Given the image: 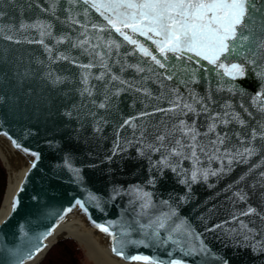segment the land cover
Segmentation results:
<instances>
[{
    "label": "water",
    "instance_id": "95a60500",
    "mask_svg": "<svg viewBox=\"0 0 264 264\" xmlns=\"http://www.w3.org/2000/svg\"><path fill=\"white\" fill-rule=\"evenodd\" d=\"M52 6L53 0H0V13H3L0 15V142L17 161L16 181L4 202L5 190L0 207L3 209L0 264H38L59 240L74 239L65 236L51 241L57 230L71 224L82 225L96 234L108 255L121 264H145L130 259L135 255L148 256L157 264H169L172 259H180L184 264H221L216 257L226 258L229 264H264V255H253L249 249L238 247L242 238L230 232L237 225L224 223L248 205L264 206V176L260 175L264 172V151L248 157L246 163L240 159L239 162L233 160L231 165L226 158H222V163L201 156V164L197 167L215 170L217 175H209L206 181L199 178L197 182L190 180L193 161L173 158L181 161L178 172L165 168L163 178L156 173L155 184L149 183L154 171L152 164L160 153L151 152L138 143L139 132L142 129L151 131L161 120L176 118L172 113L155 112L157 106L170 107L166 97L159 100L156 97L166 92L165 86L174 85L175 80L169 81L158 75H166V69L154 65L114 32L93 30L92 23L106 25L94 10L89 9L88 15L84 16L83 9L87 6L59 0L53 15ZM69 16L80 23L72 24ZM37 21L51 25L52 36H40L41 31L49 30L47 28L20 27ZM80 24L88 26L91 43H99L98 50L107 54L105 60L111 72L105 79L114 74L127 81L124 85L115 81L109 84L113 94L105 109L91 104L93 99L98 103L103 99L98 95L102 82L95 76L105 70L99 66L90 70L78 67L80 63L89 62L98 65L99 60L84 53L82 48L71 47L84 38L80 36L84 31ZM7 35L13 40L5 39ZM61 36L70 37L71 42L66 39L65 43L57 44L56 39ZM98 36L103 40H97ZM135 38L155 49V45L144 37ZM38 39H43L52 52L49 53L43 44L28 42ZM109 39H116L121 48L118 51L107 49L105 43ZM60 53L69 59H58ZM154 54L160 58L158 53ZM201 65L203 68L196 77L199 83L187 88L203 95L210 87L216 98L229 100L242 113L239 104L246 103L247 97L257 88L254 75L248 73L235 81L228 77L221 80L215 71L204 72V68L212 69L206 61L199 65L193 63L190 67L196 69ZM137 66L145 71L137 72ZM149 67L154 71H149ZM86 75L87 84L83 82ZM206 81H211V85ZM218 85L225 89L232 85L238 87L230 94L227 90L216 91ZM138 87L141 91H136ZM85 88L93 95L88 96ZM117 88L121 89L119 95L114 94ZM144 89L152 95L146 96ZM180 90L187 96L184 85H180ZM91 112L96 115H90ZM142 112L153 114L140 116ZM133 116L139 117L135 121L137 128H120L125 119ZM258 144L259 141L254 142V146ZM140 149L146 155H141ZM32 153H38L39 159ZM2 164L6 169L3 161ZM221 167L223 171H220ZM182 179H189L190 191L188 185L180 182ZM135 188L151 193V207H141L144 201L137 198ZM244 194L246 202L239 198ZM91 195L97 199H90ZM77 200L84 202V208L76 204ZM173 209L177 216L169 224L185 220L194 234H199L207 252L189 254L187 249L193 243L199 248V242L194 240L181 245L171 241L163 243L169 234L167 228L159 230V238L145 236L144 233L151 234L153 228H142L141 225H147ZM97 224L114 225L110 231L115 233L116 239L100 231ZM216 224H223V227L208 230ZM141 240L144 243H139ZM114 246L124 255L113 252Z\"/></svg>",
    "mask_w": 264,
    "mask_h": 264
},
{
    "label": "snow or ice",
    "instance_id": "6c2138e0",
    "mask_svg": "<svg viewBox=\"0 0 264 264\" xmlns=\"http://www.w3.org/2000/svg\"><path fill=\"white\" fill-rule=\"evenodd\" d=\"M58 2L59 0H53L51 8L53 15ZM67 3L71 5L82 3L87 6L83 9L84 16L88 15L89 9L94 10L99 18L106 22V25L92 23L93 30L109 34L114 32L122 37L124 42L135 46V49L143 57L149 58L154 65L160 69H166V75L160 73L158 75H163L164 79L169 81L175 80L174 85L165 86L166 92H161L156 97L158 100L160 97H166L170 107L157 106L155 112H162L165 115L172 113L176 118L170 117L168 121L161 120L151 131L142 129L139 132L141 139L138 143L144 144L145 148L151 152L160 153L158 160L152 164L154 171H152L149 183L155 184L156 173L163 178L165 168H170L174 173L178 172L181 161L173 158L193 161L190 180L197 182L199 178L206 181L209 175H217L215 170L197 167L201 164V156L207 157L209 161L221 160L222 163V158H226L228 164L231 165L233 160L239 162L240 159L246 163L248 157L264 151V0H67ZM43 10L48 11V9ZM68 19L72 24L80 23L72 16ZM20 27L23 29L47 28L49 30L41 31L40 36H52L51 25H45L40 21L34 24H21ZM80 27L84 29L80 33V36L84 38L78 39L76 43L71 44V47L82 48L84 53L99 60L98 65L89 62L80 63L78 67L90 70L99 66L105 70L95 76L96 80L102 82L100 86L102 90H98V95L103 99L99 103L96 99L91 100V104L95 107L105 109L108 107L107 101L113 94L109 90V84L115 81L124 85L127 81L114 74L110 75L108 80L105 79L111 72L105 60L107 54L98 50L100 49L99 43H91L92 38L88 36V26L80 24ZM136 36L151 41L155 49L146 47L144 43L135 38ZM4 38L13 40L11 35ZM66 39L71 42L70 37L61 36L56 39V43H65ZM96 39L103 40V37L98 36ZM16 42L19 43V41ZM28 42L43 44L49 53L52 52L43 39ZM121 46L116 39H109L105 43V47L109 50L115 48L118 51ZM154 53H158L160 58ZM58 59L68 60L69 56L60 53ZM170 60L171 63H168ZM201 61H206L212 66V69L204 68V72L215 71L216 76L221 80L228 77L235 81L244 78L248 73L254 75L258 82L257 88L247 97L246 103L239 104L242 113L237 111L229 100L216 98L210 87L203 95L194 89L187 88L190 84L199 83L196 77L203 65L196 69H192L190 65L193 63L199 65ZM147 62L144 61V63ZM177 62H179V67H177ZM136 70L137 72L145 71L140 66H137ZM148 70L154 71L151 67ZM201 79L204 77L201 76ZM83 82L88 83L87 75ZM206 82L211 85V81ZM180 85L185 86L187 96L181 93ZM236 87L238 86L232 85L225 89L218 85L216 91L227 90L231 94ZM120 91L121 89L117 88L114 94L119 95ZM136 91H141V88H136ZM143 91L146 96L152 95L147 89ZM243 91L241 89L242 93ZM84 92L88 96L93 95L89 88H85ZM152 114L142 112L140 116ZM90 115L95 116L96 113L91 112ZM180 117H187V119ZM137 119H139L137 116L125 119L120 128L125 126L137 128L135 123ZM256 141H259V144L254 146ZM17 147H19L18 144ZM139 151L141 155H146L143 149ZM32 155L37 160L39 159L38 153H32ZM147 158L151 160L150 155ZM32 166L35 167V164ZM223 170L221 167L220 171ZM185 175H187V170H185ZM260 175L264 176V172ZM180 182L188 185L190 191L189 179H182ZM133 191L138 199L144 201L141 204L142 208L151 207V193L140 188H135ZM239 198L245 202L247 200L246 194L240 195ZM90 199L95 200L97 197L91 195ZM181 199H186V197H181ZM164 203L168 202L164 201ZM76 204L81 208L85 206L81 200H77ZM175 216L177 213L173 209L169 213L162 214V217L153 219L149 224L141 225L142 228H153V232L151 234L145 232V236L149 239L159 238V230L167 228L169 234L167 239L162 241L163 243L171 241L173 244L181 245L194 240L199 242V248L197 249V245L193 243L187 249L189 254L197 251L207 252L199 234H194V230L187 226L185 220L169 224ZM242 217H255L256 219L245 220ZM224 223L237 225L230 229V232L242 238V243L238 247L249 249L253 255H264V206L248 205L244 210L234 214L231 221ZM113 226L112 224L96 225L100 231L109 234L115 240V233L110 231V227ZM222 227L223 224H216L208 230L212 231ZM50 234L49 232L48 235ZM139 243H144V241L141 240ZM112 250L117 255H124L115 246ZM130 259L144 261L145 264H157V261L150 260L148 256L135 255ZM216 259L220 260L221 264H229L226 258L216 257ZM169 264H184V262L180 259H172Z\"/></svg>",
    "mask_w": 264,
    "mask_h": 264
},
{
    "label": "bare ground",
    "instance_id": "6f19581e",
    "mask_svg": "<svg viewBox=\"0 0 264 264\" xmlns=\"http://www.w3.org/2000/svg\"><path fill=\"white\" fill-rule=\"evenodd\" d=\"M0 157L6 167L8 173V182L4 202L7 200L11 189L16 181L17 176V161L11 151L0 142ZM3 209L0 210V216ZM71 236L77 240L85 249L90 259L96 264H121L104 250V247L99 240L98 236L90 232L82 225L71 224L66 227L60 228L52 237L54 241L60 237Z\"/></svg>",
    "mask_w": 264,
    "mask_h": 264
},
{
    "label": "trees",
    "instance_id": "16d2710c",
    "mask_svg": "<svg viewBox=\"0 0 264 264\" xmlns=\"http://www.w3.org/2000/svg\"><path fill=\"white\" fill-rule=\"evenodd\" d=\"M6 187L7 172L0 160V207ZM76 241L72 238L59 240L51 246L38 264H81L82 251Z\"/></svg>",
    "mask_w": 264,
    "mask_h": 264
},
{
    "label": "rangeland",
    "instance_id": "374dc122",
    "mask_svg": "<svg viewBox=\"0 0 264 264\" xmlns=\"http://www.w3.org/2000/svg\"><path fill=\"white\" fill-rule=\"evenodd\" d=\"M7 177H8V174H7ZM77 244H78V246L80 247V249L82 251L81 264H96L92 259H90L89 255L86 252V249L79 242H77Z\"/></svg>",
    "mask_w": 264,
    "mask_h": 264
}]
</instances>
